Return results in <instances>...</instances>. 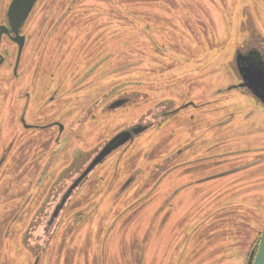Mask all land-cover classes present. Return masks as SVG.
Wrapping results in <instances>:
<instances>
[{
  "label": "rangeland",
  "instance_id": "rangeland-1",
  "mask_svg": "<svg viewBox=\"0 0 264 264\" xmlns=\"http://www.w3.org/2000/svg\"><path fill=\"white\" fill-rule=\"evenodd\" d=\"M33 15L37 50L0 66V264H246L264 105L219 90L239 46L264 50V0H39ZM148 111L46 233L67 169Z\"/></svg>",
  "mask_w": 264,
  "mask_h": 264
},
{
  "label": "flooded vegetation",
  "instance_id": "flooded-vegetation-1",
  "mask_svg": "<svg viewBox=\"0 0 264 264\" xmlns=\"http://www.w3.org/2000/svg\"><path fill=\"white\" fill-rule=\"evenodd\" d=\"M10 1L11 0H8V1L7 0H0V9L3 10V15L0 18V25H4L8 29V33H2L1 38H0V56L3 58V61L0 64V66L7 59L9 60V56L12 55V53L14 51V60H13V69H14L18 46H17L16 42H14L12 40V38L14 37V31L12 30V28L8 22V18L6 16V11H7V8H8ZM38 2H39V0L35 1L32 8L30 9L28 15L26 16L24 22L18 28L19 35L24 36L23 48L21 50L18 65L20 63V60H21L24 52H29V53L34 54L35 51L37 50L34 48L32 50L28 46V43H29L28 33L30 30H31V32H33L35 30L37 31V17L35 18L34 15L31 17V15H32L34 8L38 4ZM30 17H31V19H30ZM33 19H34V21H33L34 26L31 29L30 22ZM35 42H37V37H36ZM9 46H11L13 48L11 51H10ZM239 63H240V65H239ZM249 64H252L253 66L261 67L264 71V50L261 49L260 47H258L257 45L246 44L244 46L238 47V49L235 51L234 56L231 59V66H228L230 69L229 71H230L231 75L234 77V82L230 85H226L224 88L222 87L219 91H226V90H232V89H236V88H242L243 92L250 94L252 96V98H254L257 102L264 105V101L262 99L255 96L254 93L249 88H247L245 85H243L244 81L242 79V75H241L239 69H240L241 65H249ZM18 65H17V67H18ZM126 104H127V99L126 98L124 99L123 97H119V98L115 99L113 102H111L110 104H108L104 108V111L108 112V111L116 110V109H118V108H120ZM153 112L154 111H148L146 113L145 119L141 116L140 119H137L132 123L130 122L129 124L125 125L121 129H119L114 135L109 137L102 145H100L99 147L95 148L92 152H90L82 162H80V160H79V161H77L76 165L73 164L71 167H69V169H67L66 175L75 173L76 177H77L81 173V171L84 169V167L87 165V163L90 161V159L95 155V153L116 134H118L122 131H125V130H131L134 127H138L139 129H141V132H142V131L146 130L147 128L151 127L152 125H154V118H153L154 114H153ZM18 119H19L20 123H22V121H21L22 119L24 120L23 123H25L24 112L21 113V115L19 116ZM142 119H144V120H142ZM27 128H41V125L29 124ZM60 128H61V126H60ZM130 140H131V138H130ZM130 140H128L123 145L119 146L118 148L124 146ZM118 148H116V149H118ZM3 154L6 155V153H3ZM4 155H3L2 159L4 158ZM2 159L0 160V162L2 161ZM70 169H71V171H74V170L75 171L73 173L71 171L69 172ZM67 201H66V203H67ZM62 209L60 210V212L62 211ZM52 225H53V223L51 225L47 226V223H46V226H45V232L46 233L50 230ZM39 258H40L39 255H37V262H38Z\"/></svg>",
  "mask_w": 264,
  "mask_h": 264
},
{
  "label": "water",
  "instance_id": "water-1",
  "mask_svg": "<svg viewBox=\"0 0 264 264\" xmlns=\"http://www.w3.org/2000/svg\"><path fill=\"white\" fill-rule=\"evenodd\" d=\"M36 0H11L7 11L6 16L8 22L14 31V37L12 40L16 42L17 54L14 65V73L16 72L17 65L19 62L21 50L23 48L24 36L19 35L18 28L24 22L26 16L28 15L30 9ZM2 33H8V29L4 25H0V38ZM3 58L0 56V64L2 63ZM240 65V63H239ZM240 73L244 81L243 85L249 88L255 96L264 101V71L261 67L249 65H241ZM22 122L24 120L22 119ZM141 129L134 127L131 130L122 131L115 136H113L106 144H104L90 159L81 173L74 178L72 183L68 186L65 192L60 197L59 201L55 205L50 219L47 221V226L54 223L55 219L60 213V210L65 205L66 201L70 198L74 190L80 185V183L85 180L88 174L100 164L113 150L123 145L125 142L134 138L135 135L139 134ZM36 263V262H35ZM246 264H264V218L259 234V239L256 249H251L249 251Z\"/></svg>",
  "mask_w": 264,
  "mask_h": 264
},
{
  "label": "trees",
  "instance_id": "trees-1",
  "mask_svg": "<svg viewBox=\"0 0 264 264\" xmlns=\"http://www.w3.org/2000/svg\"><path fill=\"white\" fill-rule=\"evenodd\" d=\"M261 226H262V224H261ZM260 230L257 233V238H256V240H255V242H254V244L252 246V249H256L257 248V243H258V239H259Z\"/></svg>",
  "mask_w": 264,
  "mask_h": 264
}]
</instances>
